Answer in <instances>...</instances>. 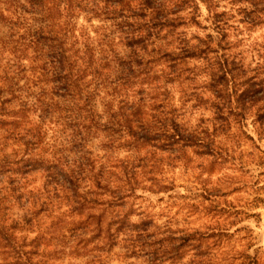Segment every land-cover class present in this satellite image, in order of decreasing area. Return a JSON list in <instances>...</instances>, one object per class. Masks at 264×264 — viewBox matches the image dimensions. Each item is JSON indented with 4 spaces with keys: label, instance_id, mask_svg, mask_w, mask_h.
<instances>
[{
    "label": "trees",
    "instance_id": "obj_1",
    "mask_svg": "<svg viewBox=\"0 0 264 264\" xmlns=\"http://www.w3.org/2000/svg\"><path fill=\"white\" fill-rule=\"evenodd\" d=\"M201 2L203 22L196 0H0V264L179 262L181 245H149L152 223L131 219L170 190L159 159L213 154L249 112L264 127V82L230 40L236 15L241 32L264 25V0L234 16ZM196 237L177 240L196 243L185 264H222Z\"/></svg>",
    "mask_w": 264,
    "mask_h": 264
},
{
    "label": "rangeland",
    "instance_id": "obj_2",
    "mask_svg": "<svg viewBox=\"0 0 264 264\" xmlns=\"http://www.w3.org/2000/svg\"><path fill=\"white\" fill-rule=\"evenodd\" d=\"M221 11L230 10L222 5ZM237 16L230 21L231 53L240 52L249 79L264 82V33L256 35L264 25L241 32L243 25L232 23ZM247 115L245 136L233 137L237 132L228 140L216 139L211 155L198 148L186 149L176 158L162 155L159 166L170 190L147 196L139 192L145 201L134 202V215L139 221L152 223L150 234L154 237L149 245H181L179 262L177 255L172 260L167 254L163 264H180L181 259L185 264L194 254L196 243L177 240L190 235L197 238L196 234L204 237L203 250L222 264H230L233 259V264H240V253L257 256L264 264V127L253 123L250 112ZM158 220H164V225ZM121 253L119 249L112 251L108 264H150L146 254L124 260ZM72 262L86 264L81 258Z\"/></svg>",
    "mask_w": 264,
    "mask_h": 264
},
{
    "label": "clouds",
    "instance_id": "obj_3",
    "mask_svg": "<svg viewBox=\"0 0 264 264\" xmlns=\"http://www.w3.org/2000/svg\"><path fill=\"white\" fill-rule=\"evenodd\" d=\"M218 2H221L224 7H227L233 13H235V11L238 10V9H240V8H251V5L249 3H247V0H245L244 3H236L234 6L232 5L231 0H218ZM196 3L200 5V11L202 13L201 20L203 22L204 17H208L209 16V12L206 11V5L204 3H202L201 0H196ZM241 19H242V17L237 16L236 19L234 21H232V23L237 24L238 26H241L240 23H239ZM209 24H210V21H209ZM209 31H211V25L209 27ZM193 32H199V30L196 29V28H191L190 29V34L193 33ZM262 33H264V27L260 28L257 31L256 35L259 36ZM199 34L201 36L206 35V33H203V32H200ZM212 34L214 36L216 35V33H212ZM262 63H264V61H262ZM208 115H211V113H208ZM144 195L147 196L149 194L148 193H144ZM152 199L154 200L156 198L153 197ZM132 220L135 223H138L139 222V219L136 216H133L132 217ZM164 223H165L164 220H158V224L164 225ZM149 231H152V229H149Z\"/></svg>",
    "mask_w": 264,
    "mask_h": 264
}]
</instances>
